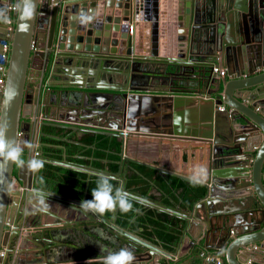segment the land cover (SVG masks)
I'll return each instance as SVG.
<instances>
[{"label":"water","instance_id":"95a60500","mask_svg":"<svg viewBox=\"0 0 264 264\" xmlns=\"http://www.w3.org/2000/svg\"><path fill=\"white\" fill-rule=\"evenodd\" d=\"M10 4L0 0V60L10 41L0 121L11 139L31 143L25 161H43L42 116L118 136L120 163L192 182L188 166L200 162L207 179L197 183L205 196L181 215L182 235L169 254L111 226L113 218L85 211L82 201L44 189L39 170L9 165L15 189L0 182V264L21 257L25 264H102L106 250L121 248L133 252V264H161L158 256L175 261L187 245L202 264H212L200 257L208 250L224 256L221 264H246L258 251L253 245L264 249V72L257 74L264 69V0H14L13 11ZM81 13L92 19L82 23ZM216 66L225 77L213 73ZM9 86L17 94L5 105ZM197 103L204 107L191 118L183 108ZM159 107L168 110L161 123ZM172 153L175 162H164ZM113 177L123 187L119 173ZM34 188L52 195L47 210L34 208ZM97 220L116 242L96 232L103 226Z\"/></svg>","mask_w":264,"mask_h":264},{"label":"trees","instance_id":"16d2710c","mask_svg":"<svg viewBox=\"0 0 264 264\" xmlns=\"http://www.w3.org/2000/svg\"><path fill=\"white\" fill-rule=\"evenodd\" d=\"M39 142L44 161L39 183L46 190L71 199L91 200V190L96 186L97 173L111 177L119 173L123 188L147 201H133L128 212L119 208L103 215L116 216L122 228L137 231L142 228L157 231L158 238L177 245L184 220L181 215L189 212L206 193L203 185L167 175L152 167L136 162H121L122 140L116 135L101 134L91 130L73 131L68 127L43 125ZM112 183L118 186L119 179ZM160 207L165 211L159 212ZM177 207V209H176ZM167 211V212H166ZM169 211V213H168ZM180 217L171 216L170 212ZM170 231L165 235V231Z\"/></svg>","mask_w":264,"mask_h":264},{"label":"clouds","instance_id":"9594fccd","mask_svg":"<svg viewBox=\"0 0 264 264\" xmlns=\"http://www.w3.org/2000/svg\"><path fill=\"white\" fill-rule=\"evenodd\" d=\"M79 19L84 23L90 21L92 17L81 13ZM16 94L14 87L9 86L6 88L3 93L4 104L9 105ZM8 132L9 125L4 121H0V182H6V191L11 193L14 191L15 186L8 180L6 175L9 165L35 171L43 168L44 161L39 159H29L25 161V159H23V152L25 148L31 149V143L27 140L15 141L8 136ZM36 153H38V155H36ZM37 156H39V151L34 154V157ZM96 175V186L91 190L92 199L82 201L80 205L85 211L103 214L107 211H115L119 208L121 212H128L133 207V201L147 203L143 198L137 197L126 191L122 186H115L112 183L113 177L103 172L97 173ZM206 179L207 169L203 167L195 170L190 177V180L194 183H200ZM32 196L35 200L34 208L36 210H39V205H43L44 210L50 207L47 200L52 196L51 194L45 193L42 189L34 188L32 190ZM101 251L105 250L101 249ZM101 259L102 264H133L135 256L130 249L121 248L115 251H108L107 255L103 256ZM69 264H71V262H69Z\"/></svg>","mask_w":264,"mask_h":264},{"label":"crops","instance_id":"0c3cea01","mask_svg":"<svg viewBox=\"0 0 264 264\" xmlns=\"http://www.w3.org/2000/svg\"><path fill=\"white\" fill-rule=\"evenodd\" d=\"M14 6V0H11V4H10V7H13ZM36 68V66H34V63L32 64V68H31V72H30V81H32V82H36V79H37V74H36V72H37V70L35 69ZM35 71V72H34ZM262 72H264V69H262V70H260L257 74H260V73H262ZM58 76L59 75H61V74H57ZM254 75H256V74H254ZM55 77L56 78V81H53V82H51V84H54V83H57L58 81H59V77ZM249 77H251V76H246V77H243V78H245V79H243L244 81L243 82H246V78H249ZM228 80H230V79H228ZM234 80H236L235 78L232 80H230V81H234ZM234 82H239V81H234ZM234 82H231V83H234ZM52 90H57L58 88L57 87H55V86H52V87H50ZM186 96H192L191 94H185ZM242 102V101H241ZM243 105H244V103H242ZM199 106V107H198ZM200 107H204V105L202 104V103H197L196 105L195 104H193V105H190V106H188V107H184L183 108V110H185V111H189V117H193L194 116V114H196V111L197 110H199L200 111ZM26 110H28V107H27V109ZM164 111L167 113L168 112V110H164V109H162V108H160L159 107V115H158V118L160 119H158V121L161 123L162 121H161V117H162V115L164 114ZM255 111L256 112H258L259 110H257V109H255ZM25 119H26V117H25ZM30 118H27V120H29ZM37 119L38 120H40V124H39V128H38V141H39V139H40V129H41V126H43V125H52V126H59V125H57L55 122H53L52 120H45V118H43L42 116H39V117H37ZM42 123V124H41ZM60 127V126H59ZM68 128H70V129H72L71 127H68ZM92 129H94V128H92ZM36 130H37V124H36ZM35 130V131H36ZM73 131H75L74 129H72ZM85 130H91V129H85ZM91 131H94V130H91ZM158 144V146L161 144V143H157ZM173 146V145H172ZM182 147V146H181ZM257 148L255 147L254 148V150H256ZM180 154V153H179ZM176 155V153H172V156H171V158L170 159H167V158H164V162H170L171 164H173L174 162H175V160H174V157L173 156H175ZM192 160L191 159H189V161H188V165L191 163L192 164V162H191ZM180 163V162H179ZM178 163V168L180 167V168H183L182 166H181V164H179ZM193 164H195V162H193ZM180 165V166H179ZM186 167H187V165H186ZM188 168H189V172H192V170L193 171H195V170H197L198 168H200V162H198L196 165H189L188 166ZM184 169V168H183ZM191 169V170H190ZM39 175H40V169H39ZM39 180H40V178H39ZM162 208H157V210L159 211V212H161V211H165L164 209L163 210H161ZM176 209H177V207H176ZM167 212V211H166ZM168 213H169V211H168ZM171 214V216H176V217H179L176 213H175V211H173V212H170ZM180 218V217H179ZM184 225V224H183ZM149 228L147 229L151 234H150V236H144V239L145 240H148L150 243H152V244H154L156 247H158V248H160V249H162L164 252H166V253H169V254H173V253H175L176 252V250H175V247H176V245L175 244H173V242H168V243H166V242H164V241H162V240H160L157 236H158V234H156L157 233V231H155L154 229H151L150 228V226H148ZM183 227L184 226H182L181 227V230L183 229ZM143 229L142 228H140L139 230H137V231H134L135 233H137V234H140V235H142V231ZM170 231H165V235L166 234H168ZM191 233L194 235V236H197L196 234H197V232H196V230L195 229H193L192 231H191ZM182 235V234H181ZM181 235H180V237H181ZM143 236V235H142ZM180 237H178V241H179V239H180ZM264 243V242H263ZM260 244H262V242L260 243ZM260 244H258V245H253L252 246V248L253 247H255L256 246V248H255V250H258V251H256L255 253L253 252V253H251V255L249 254L248 255V257H250V261L252 262V263H255V264H258L257 262L258 261H260L261 262V260H262V258H261V256H260V253H262L263 255H264V249H259L258 248V246H260ZM71 253H72V255H74V256H76L75 254V252H73V251H71ZM209 255H213L216 259H218V260H221L222 262L224 261V256L223 255H218V254H216V252H215V250H208V254H207V252H203L202 254H201V256L200 257H203L204 258V260L206 261V256H209ZM61 256V255H60ZM174 257H171L170 258V260H168V258H166L165 257V259L163 260L162 259V257L160 258L159 256H158V260L159 261H161V264H165V263H168V264H202V261L200 260V258H198V257H193L192 255H191V253H190V251L188 250V245L187 246H185V248L183 249V251L181 252V253H178L177 254V256L175 257V261H177L176 263H175V261H172V259H173ZM42 260L43 262L45 261V259L42 257H40L39 259H37V260ZM52 259L53 260H55L56 259V257L54 256V257H52ZM34 260V259H33ZM37 260H34V261H37ZM258 260V261H257ZM25 261H26V259L24 258V257H21V260L19 261V263L20 264H25ZM207 262H209V261H207ZM245 262V261H244ZM34 263V262H33ZM210 263V262H209ZM247 264V263H246Z\"/></svg>","mask_w":264,"mask_h":264},{"label":"built area","instance_id":"2783aa9c","mask_svg":"<svg viewBox=\"0 0 264 264\" xmlns=\"http://www.w3.org/2000/svg\"><path fill=\"white\" fill-rule=\"evenodd\" d=\"M11 11L15 10L14 7L9 8ZM11 23V22H9ZM130 32H132V27L130 26ZM11 35V34H9ZM10 37V36H8ZM9 45L10 41L8 40L7 43L2 45V53H1V60H0V88L4 85L5 82V75L7 71V63H8V55H9ZM213 73L218 74L220 77H225L226 76V71L218 66L213 67L212 69ZM219 111H224L223 107L219 108ZM38 155V153H36ZM253 247L252 249H255ZM0 257H3V252L0 253ZM206 261H209L212 264H221V260L216 259L213 255L206 256ZM247 264H252V262L249 260Z\"/></svg>","mask_w":264,"mask_h":264},{"label":"flooded vegetation","instance_id":"af4514ba","mask_svg":"<svg viewBox=\"0 0 264 264\" xmlns=\"http://www.w3.org/2000/svg\"><path fill=\"white\" fill-rule=\"evenodd\" d=\"M104 218H106V220L107 221H110L112 218H113V221H112V223H111V226L112 225H116V226H118V224L116 223V216L115 215H113V213L110 215V216H107V215H103V214H101ZM114 219H115V221H114ZM100 222V224H102L103 226H97V228H96V232L101 236V237H103V238H105V239H110L111 241H117V238L115 237V236H112L108 231H107V229L106 228H110L108 225H106L104 222H102V221H100V220H97V222ZM105 227V228H104ZM119 228H122V227H120V226H118ZM122 229H124L125 231H127V232H129L130 234H132V235H134V236H137V237H139V238H141V239H143L144 238V236H142V235H140V234H137V233H135L134 231H132V230H130V229H126V228H122ZM102 249H104L103 247H102ZM106 251H109V250H106Z\"/></svg>","mask_w":264,"mask_h":264}]
</instances>
